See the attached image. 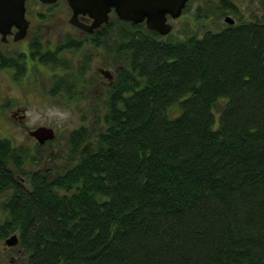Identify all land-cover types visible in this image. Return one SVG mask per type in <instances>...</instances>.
<instances>
[{"label": "trees", "instance_id": "1", "mask_svg": "<svg viewBox=\"0 0 264 264\" xmlns=\"http://www.w3.org/2000/svg\"><path fill=\"white\" fill-rule=\"evenodd\" d=\"M234 14L218 31L160 36L112 12L90 43L119 68L96 124L70 132L69 166L28 173L42 148L0 139V243L18 239L8 263L264 264V13ZM78 48H31L66 71L48 95L84 96L90 80L59 57Z\"/></svg>", "mask_w": 264, "mask_h": 264}, {"label": "rangeland", "instance_id": "2", "mask_svg": "<svg viewBox=\"0 0 264 264\" xmlns=\"http://www.w3.org/2000/svg\"><path fill=\"white\" fill-rule=\"evenodd\" d=\"M219 1L220 0H193L189 2L187 11L185 13L183 12L179 19L173 21L172 34L179 36V34L187 33V35L195 34L200 36L207 30L218 31L221 29L224 25V18L226 16L236 21L239 15L233 13H227L224 16L220 15V8L214 6ZM234 3L240 9L239 12L242 18L246 19L254 15L260 16L264 13V6L260 0H254L253 2L252 0H235ZM25 6L26 12L31 17L30 20L34 26L40 27L39 29L42 27H48V29H50L49 31L45 28L41 29L47 31L44 34V37H46L45 43L46 41H50V44H57L60 42L58 40L59 37L54 31L65 29L63 28V25L66 24L63 16V11L66 9L65 5L60 2L58 5H50L51 7L48 8L35 0H26ZM52 10H55V13L54 17L52 16L51 19L50 16L45 17L42 15V13L46 14L52 12ZM197 16L204 17L202 19H197ZM193 20L195 25L193 24ZM68 45L69 44H67V46ZM83 49L84 46L82 45H79L76 53H73V50L63 49V52L67 55L69 52H72V54L69 55L71 69H69L68 73L72 72L70 70L76 67L79 60L82 65H86L87 68L94 67V65L99 67L101 65L105 68L104 64H106L107 68L114 67L108 60H103L102 47L95 48L96 51L94 52L98 53V55H93L92 59L84 58L83 52L81 53ZM115 68L118 69L119 66ZM63 71L64 70L61 68L48 69V66L33 67L32 71L28 72L19 83L14 84L12 83V72L7 71L6 73H0V92L3 93L5 91L6 94H8V96L1 97L2 94L0 93V139H9L13 141L14 146L33 149L36 146L33 144V140L27 135V131L34 130L41 126L51 127L55 130L56 136L54 140L40 152L39 163L26 164L25 170L28 173L43 169L44 167H47L48 170H50V168H53V170H61L60 167H63V164H65V167L69 166L63 157H67L71 152L68 143L70 132L81 126L88 125L90 122L92 125L96 124L97 113L99 112L101 114V112H103L105 90L101 92L99 87H97L96 90L94 84H90V86L88 84H80L81 87L76 85L77 92H81V96L82 94L84 95L80 97V99L82 98L80 101H78V99L68 100L67 96L63 93H58L59 95L57 96H50L47 94L53 85L52 74L58 72L59 74L56 75V77H62V74H66V71ZM80 75H82V73H80ZM86 77L92 78L90 72ZM76 82L79 81L76 80ZM2 100H4V102ZM8 102H18L20 105L25 106L26 120L23 124H19L17 120L11 117V113L8 109L9 106H6ZM52 151L53 155H51ZM32 154L35 155V152L33 151ZM49 155H51L52 158L49 157ZM56 156H60V158L57 159ZM44 172L46 173L48 171L45 170ZM20 180L22 181V179ZM7 195L8 193L0 194V202L4 197H7ZM4 218L5 214L0 209V222L3 221ZM4 247H6L4 242L0 243V255L2 254L1 256L6 259L4 264H15L8 263V261L16 258L18 254L17 249L13 247Z\"/></svg>", "mask_w": 264, "mask_h": 264}, {"label": "water", "instance_id": "3", "mask_svg": "<svg viewBox=\"0 0 264 264\" xmlns=\"http://www.w3.org/2000/svg\"><path fill=\"white\" fill-rule=\"evenodd\" d=\"M46 6L54 5L58 0H36ZM70 8L72 14L69 24L76 26L87 33H92L103 25H109L112 21V12L116 17L124 22L132 24L144 23L146 29L166 36L173 30L171 21L179 19L182 11L189 0H64ZM26 0H0V35L4 39L10 34L11 27L17 30L15 40L21 41L26 36V31L30 22L26 16ZM79 16H87L92 20L91 24L84 25L78 22ZM170 20H169V19ZM224 21L233 24L230 17H225ZM108 80H112L109 71H101ZM39 145L45 141H52L55 132L50 127H38L28 133ZM92 143L87 142L80 149L79 154L83 155L90 151ZM18 243L17 236L11 235L4 244L8 248L15 247Z\"/></svg>", "mask_w": 264, "mask_h": 264}, {"label": "flooded vegetation", "instance_id": "4", "mask_svg": "<svg viewBox=\"0 0 264 264\" xmlns=\"http://www.w3.org/2000/svg\"><path fill=\"white\" fill-rule=\"evenodd\" d=\"M36 1V0H35ZM221 1H225V0H220L217 4H219ZM235 0H226V3L230 5V7L233 9V12L230 11L228 12L230 13H240L239 12V8L237 7V5L234 3ZM254 0H252L253 2ZM262 0H260L261 2ZM62 3L65 5L66 9L63 11V16H64V22H66L65 25H63L62 30H58V31H54L55 34H57V36L59 37V41L57 44L52 43L50 44V41H46L45 43V38L44 34L49 31L50 29H48V27H42L41 29L45 28L47 31H43L41 29H39L40 27H36L32 24V21L30 20V16L27 14L26 12V16H27V20L30 22L28 29L26 31V36L23 40L21 41H16L15 40V36L17 33V30L14 26L11 27V31L10 34L6 35V37H4V39L2 38V36L0 35V73H6L7 71L12 72V80H13V84L14 83H19L21 79H19V72L16 68V66L18 65H26V74L28 72H31L33 67H39V65H37V63L33 62L34 60H37V57L32 56L33 53L31 51V48H33V50L36 52L35 54L39 53V45L44 48L43 50L45 51H49V52H55L57 50H59V47H64V45L68 42V41H72L75 44L78 43V45H82L84 46V49L81 50V53L83 52L84 54V58L86 57V55L90 54L92 59L93 55H98V53H95L94 51H96L95 47H93V45H91L90 42H94L95 39H97L98 36H100L103 32L104 29H107L109 27V25H103L101 27H99V29L94 30L92 33H87L85 31H83L82 29L77 28L76 26H72L71 24H69V19L71 17V10L68 7L67 3L64 0H58L54 5H58V3ZM189 2V1H188ZM188 2L186 4V6L188 5ZM52 5V6H54ZM45 7H51V6H46L43 5ZM185 6V7H186ZM218 7V6H217ZM185 9V8H184ZM183 9V11H184ZM182 11V13H183ZM54 13L55 10H52V12L50 13H42V15H44L45 17H49L50 19L52 18V16L54 17ZM33 19V18H32ZM233 21H235L233 19ZM78 22H80L81 24L84 25H89L91 24L92 20L89 19L87 16H79L78 17ZM225 22V21H224ZM226 23V22H225ZM229 24V23H226ZM231 25V24H230ZM52 30V29H51ZM88 47V48H87ZM89 51V52H87ZM73 53H76V51H72ZM72 52H69V54L67 55L66 53L63 52V50H60L59 53V57L69 61V55L72 54ZM71 57V56H70ZM79 60V59H78ZM86 61V60H83ZM70 62V61H69ZM41 67L46 66L44 64L40 65ZM105 68H103L101 65L96 66L94 65V67H90L87 68L86 65L83 66L81 61L79 60V62H77L76 67H74L71 73L73 74V71H77V72H84V76H88L89 72L90 75L92 76L86 79L90 80V83H86L90 86V84H94L96 90L97 87H99L100 91L103 92L107 87H109V85L111 84V81L108 80L107 78H105L101 71L103 70H107L109 71V75L112 77V79H114L115 77V67H111V68H107L106 64H104ZM51 66H48V69H50ZM59 70V69H57ZM64 72V71H63ZM58 72L53 73V78L56 77V75H58ZM18 75V76H17ZM53 82V81H52ZM51 82V84H52ZM88 88V87H87ZM3 96H8V94H6V92L4 91L3 93L0 92ZM1 99V98H0ZM4 102V100H2ZM1 102V101H0ZM6 106H9V112L11 113V117L14 120H17V122L19 124H23L24 121L26 120L25 117V111L26 108L25 106L20 105L18 102H8L6 104ZM23 126V125H21ZM32 131V130H30ZM30 131H27V135ZM29 136V135H28ZM30 137V136H29ZM33 140V144L35 146H40V148L44 149L46 148V146H48L50 144L51 141H45L42 145H39V143L32 137H30ZM54 140V139H53ZM13 143V141H12ZM18 147V146H17ZM21 148H23L22 146H19ZM51 155H53V151L51 152ZM43 171H47V167H44L43 169H41ZM52 175V174H49ZM18 176H16L17 178ZM23 181V179H22Z\"/></svg>", "mask_w": 264, "mask_h": 264}, {"label": "bare ground", "instance_id": "5", "mask_svg": "<svg viewBox=\"0 0 264 264\" xmlns=\"http://www.w3.org/2000/svg\"><path fill=\"white\" fill-rule=\"evenodd\" d=\"M176 21V20H175ZM170 22H172V24H173V21H170ZM174 25V24H173Z\"/></svg>", "mask_w": 264, "mask_h": 264}]
</instances>
